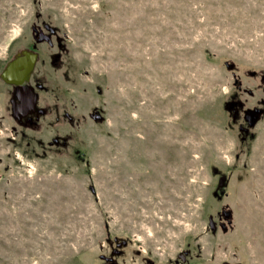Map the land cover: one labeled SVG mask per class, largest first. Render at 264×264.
Segmentation results:
<instances>
[{"label":"rangeland","instance_id":"1","mask_svg":"<svg viewBox=\"0 0 264 264\" xmlns=\"http://www.w3.org/2000/svg\"><path fill=\"white\" fill-rule=\"evenodd\" d=\"M44 23L64 113L0 121V264H264V0H0V61Z\"/></svg>","mask_w":264,"mask_h":264},{"label":"flooded vegetation","instance_id":"2","mask_svg":"<svg viewBox=\"0 0 264 264\" xmlns=\"http://www.w3.org/2000/svg\"><path fill=\"white\" fill-rule=\"evenodd\" d=\"M66 57L68 52L63 40L56 29L45 23L43 27L32 26L30 37L22 35L9 49L5 59L0 61V95L6 99L0 106V121L7 122V134L37 131L41 128L40 123L47 119L50 125L60 126L64 111L62 101L56 95L59 89L53 80L56 68ZM255 113L259 115L261 110ZM65 115L70 116V113ZM92 116L97 120L102 119L99 112ZM252 118V115H247L245 120L251 124L254 121ZM242 132L246 136L247 127H242ZM221 226L225 227L224 224ZM100 260L102 264H190L188 254H179L173 263H169L139 250L109 251Z\"/></svg>","mask_w":264,"mask_h":264},{"label":"water","instance_id":"3","mask_svg":"<svg viewBox=\"0 0 264 264\" xmlns=\"http://www.w3.org/2000/svg\"><path fill=\"white\" fill-rule=\"evenodd\" d=\"M32 97L34 98V100H36V97H35L34 93H32ZM225 180H226V178H223L219 182L220 187H223L224 186ZM225 216L227 217V216H229V214L228 213H225ZM209 221H210V227H211V229L215 231V224H214V220H213L212 216L209 218Z\"/></svg>","mask_w":264,"mask_h":264}]
</instances>
